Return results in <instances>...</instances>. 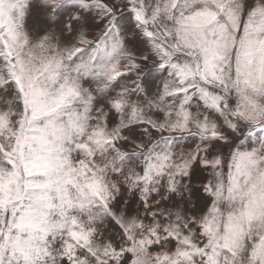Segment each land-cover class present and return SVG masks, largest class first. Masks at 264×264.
<instances>
[{"label": "snow or ice", "instance_id": "1", "mask_svg": "<svg viewBox=\"0 0 264 264\" xmlns=\"http://www.w3.org/2000/svg\"><path fill=\"white\" fill-rule=\"evenodd\" d=\"M0 264H264V0H0Z\"/></svg>", "mask_w": 264, "mask_h": 264}]
</instances>
